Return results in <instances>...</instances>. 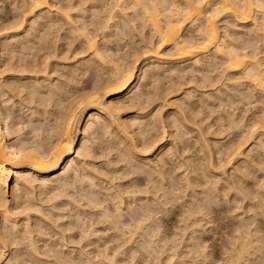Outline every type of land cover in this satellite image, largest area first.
Masks as SVG:
<instances>
[{"label": "rangeland", "instance_id": "374dc122", "mask_svg": "<svg viewBox=\"0 0 264 264\" xmlns=\"http://www.w3.org/2000/svg\"><path fill=\"white\" fill-rule=\"evenodd\" d=\"M24 1L27 2V5ZM24 1L0 0V45L3 44L0 46V73H3L2 75H0V81L7 78L11 74L10 71L13 70V68H11L13 66V63L16 64L17 62L14 67H18V62L20 60L21 62L23 60H26L28 62V67L30 65L33 67V65L36 64V61H39L38 64L40 68H38V70L40 74H37V71L35 72L36 74L34 73L37 76L28 74L27 72H24V75H29V77L30 75L31 77L34 76L39 81L43 80L41 81V90L44 93H42L43 98L41 97V103L43 107L48 108L45 109L41 107L40 103V105L36 107L38 102L36 103L35 99H32V96H30V88H32L34 79H24L19 82V84H22L23 81L25 83L27 80L29 85L27 86L28 88H26V90L17 94L18 98L16 95L13 98L11 97L13 100H8L10 97H7L6 95L3 96L4 98L1 100L2 97L0 95V109L2 113L5 112V114H3L6 116L10 115V117L8 116V120L9 118H12L10 120L11 124L15 122L12 125H15L14 128L16 127L15 129L18 130V132L14 133L15 136L12 134V137L14 138H11L10 141L15 142L17 140V142L15 143H19L18 141L21 139V141L24 140L25 143H28V141L29 143H32L34 142V140L38 141L45 139V141H47L48 137V140L50 141V133H52L50 131H56V126H58L57 123L61 120V116L58 117L60 118V120H57V116L61 114V112L62 114L65 113V108L67 109L70 102L74 100L76 101L78 99L80 100L82 98L80 95L83 94L84 96V92L85 94L88 90L91 92V90H93L91 88H94V84L95 87L98 86V83L100 82L98 81L100 75L102 79L105 80V78H110V71H113L112 68L114 67V65L119 64L122 67V64H124L123 68H126L128 65L132 66V64H136L135 78L132 86H137L135 87L133 92L129 93V90L127 92L125 91V95L122 94V97L117 100L115 99V101H119L122 98L119 102H123V109L121 111V116L123 118L127 120L130 119L132 120V122H135L133 121L135 118V120L138 119V122L141 121L142 123L140 126L141 129L137 125L134 126L135 123H133L134 125L131 124V126H134L132 128L135 132L137 131L136 133L134 132V140L135 142L137 140L140 142H136L140 145L139 147L141 149L146 148V151H148L149 149L151 150L147 152L148 154L146 158L153 161L152 170L155 172H152V178L146 171L143 172L144 169H141L137 166H132L133 168L131 166L128 167L126 164H123V161L121 162L120 159L117 160L116 158L119 157L116 151L118 150H108L109 148H112L113 142L116 146L118 142V145H120V140H118V138L113 135L115 125H112L113 127L110 128V126L102 122L107 125L108 128H105L107 126L102 124L103 126H105V129L103 127H99L101 129L96 128V131L92 129L90 130V132L87 131L88 133H85L87 135H85L84 133L82 134L83 131H81L79 133V136L80 138H82L85 135L88 143L86 149L87 151H89V157L87 156L85 158L84 163L89 164L88 170L91 169L90 166H92V169L94 168L95 171H99V177H95L96 182L94 181L99 186L95 190H98L101 186L108 188L107 184L110 186L114 183L116 185V188L119 187L120 190L127 192L124 194L128 200L126 201L127 203L130 201L131 203L130 205L128 204L127 209L125 208L124 211L126 215L123 216L122 220L120 219L121 221H123L121 223H124L126 221L125 223L127 225L128 222L130 224L134 223L137 220H141L145 217L146 214L144 213H146L148 209H152L153 216L155 217H153L154 221H151L152 223L154 222L153 224L149 221L150 224L147 222L144 227V234L145 231L149 233L145 235L143 234V232L137 234L136 239H138V241L136 240L135 243H124L123 238L130 236V234H128L127 232L126 234H122L125 233V230H123L124 225L121 226L122 233L119 231L121 238H118L117 236H119V233H116L117 229L114 226L113 228L112 224H108L107 221L102 222L103 218L101 217V214H99L101 213L99 207L91 208L92 206L87 204V200L85 201V199L83 200L79 197L81 194L79 196L76 194L74 195L75 190H77L76 187L79 185L78 182L76 184V187L74 188L75 190H73L72 192V189H70L69 191H71L73 195L76 196V198H80L79 202L82 200L80 203L83 206L75 205L76 202L73 204V201L71 203L69 202L70 204L68 203V206L59 205L58 203L61 202L60 200V202L48 201L52 193L54 194L56 191H53V189L50 188L51 193H48L47 191H43L44 193H41L42 191L37 189L36 195L38 194V202L39 204L41 203L40 206H42L41 211H44V215L47 217L46 218L45 216H43L42 218V216H36L37 220H41L43 222V231H45L41 235H36L34 233V240L37 244V247H39L41 256L40 254H38L39 256L37 254L35 255L34 252L29 254V240L25 239L24 243L23 240L18 238V236L15 239L16 245L12 244L11 246L13 258L15 255H17L15 256V259L12 258L13 260L11 264H227L228 262L229 264H235V261H238V264H264V126L261 127L262 124L264 125V92L262 90V87H256L253 82H250V79L247 80L248 77L245 76L246 74L243 70L230 71L229 66L227 67L225 65L227 64V62L224 61L225 59H221L220 56H216V58L214 59L215 56H213V50H211L210 53H203L201 55V59L203 61H201L198 67L191 64L192 60L179 59L177 51H174L175 49L173 48V46H164L162 53L165 54L167 52V54H165V58L163 55L164 60H159L160 62L150 55L146 56V54L150 53L148 51L152 46L154 47L159 44L160 39L158 35L154 33L151 21H148V17L144 15V13H141L142 9H139L136 6H132V4H130L128 1L127 3L126 1H120L118 3L116 0H48L49 5H52V10L49 11V9L44 8L40 12L35 11L37 14L35 12L30 13V11H28L29 15L28 12H25V10H29V8L27 7L29 1ZM126 5H128L129 8ZM130 6L132 7L130 8ZM60 8L61 10L62 8H65V10H58ZM23 11L24 13H26V15L23 13ZM60 12H62V14ZM63 12L68 13L67 15L69 20H66L67 17L65 16V18L63 16ZM109 12L110 15L112 14L111 16L109 15ZM66 13H64V15ZM48 14L50 15V17ZM220 14V17L217 16L216 18V26L219 28L220 36L224 38L227 44L235 46L239 49V51L240 49H243L244 51L242 50V53L248 52L247 54L249 56H253L255 54L256 56L258 55L257 57L258 59H260V62L263 63L264 67V39H262L264 38V36H262L260 32L258 33L254 29V19L247 24H243L239 20L235 19L229 12L224 11ZM258 15L259 14H257V12L254 13V17L256 18L255 21L257 22L261 21L262 19L261 14L259 16ZM23 18L24 23L23 21L21 23V20H23ZM14 21L17 24H15ZM101 23L102 25L104 24L107 27L103 29L104 25L102 26ZM19 24H22V26H20ZM190 24L191 23L186 26L183 33L185 34L186 32L185 36H188L187 39H191L190 37L195 39L198 36L196 29L197 27L195 26V24V27L193 26V24H191V27ZM50 27H53V30L50 29ZM248 29L252 30L249 31ZM224 31L227 32L225 33ZM246 36L249 37L247 38ZM13 37L15 38V40H24V45L22 44V46L24 47L22 48V46H20L21 44H15L14 42H12V40L10 39ZM91 37L95 38V43L96 45H98V47H100V49H98L103 53V56L106 55L105 57L108 58L107 60L112 61L108 62L104 57L105 62H107L105 63L104 60L100 61V59L98 60V57L96 58L94 56L95 53L93 49L91 51L90 47H88L89 43L87 41V38L89 40ZM256 37H259L260 39L258 38L257 40ZM255 38L257 42L255 41ZM31 39L32 41H30ZM5 40H7V42ZM259 40H261L263 43ZM26 42L28 43L26 44ZM238 42L240 44H238ZM243 42L247 45L250 44L248 46L251 47H247V45H245ZM19 46L21 48H19ZM244 46L249 49L247 50V48H245ZM28 47L32 50H29ZM252 47L256 48L253 50ZM8 48L11 55L9 53H6V51H8ZM13 48L15 52L13 51ZM27 48L30 52L25 51L27 50ZM34 48L36 49L34 50ZM47 50L49 51L48 54H46ZM255 50H258V54L257 52L255 53ZM19 52L22 55L19 54ZM26 52L27 54H29L27 55ZM30 53L32 55H36V57H31ZM169 53L171 54V56ZM24 55L27 56V58ZM21 57H24L23 60ZM33 58L36 61H34ZM136 59L137 62L135 63ZM33 61L35 64H33ZM45 62H48V65L46 67V70L42 72L41 70H43L46 66L44 65L46 64ZM154 64L155 66H153ZM21 65L24 64L21 63ZM4 66H6V68ZM35 67H33V69ZM20 68H22V66ZM190 68L192 70H190ZM7 71H9L10 73L8 74ZM190 71H192L193 73ZM46 73L48 74V77H46ZM142 74H146L145 77H143ZM105 75H107V77ZM244 76L247 78H245ZM49 87L50 89L53 87L55 90L52 89V91H54L51 92L49 90ZM88 93L89 92H87V94ZM48 99L52 100L49 101ZM105 99H107V101H110L114 100V97H106ZM3 100L9 102L6 103L7 106L4 105L5 102ZM65 100L67 103L65 102ZM21 101H25V103H22ZM31 102L33 103L31 104ZM34 103L36 106L34 105ZM63 104L65 106H63ZM59 105H61V108L59 107ZM7 107L10 109H8ZM5 109L8 111L7 114ZM152 118L156 121L154 120L153 122ZM55 124L56 126H54ZM157 125H159L161 128L157 129V127H159ZM252 125H254L255 127ZM17 126H20L22 131L18 129ZM82 128H84V126ZM253 128L255 129L253 130ZM107 129H109V132L107 131ZM250 131L251 134L249 133ZM20 132L21 134H19ZM175 132L177 133V135ZM46 133H49V135H47ZM108 133L110 136L108 135ZM18 134L22 135L24 138L18 137ZM143 134H145L146 137ZM136 135H138L142 140ZM37 136L41 139L37 138ZM24 141H22V143H24ZM149 141L150 143H148ZM151 141L153 142L151 143ZM107 144H109V146L111 144L112 146L109 147ZM147 147L150 148L148 149ZM152 147H154V149ZM157 147L163 148V153L161 152V154H158L159 150H155V148ZM259 148H261L262 150ZM100 149L103 150L101 151ZM169 150L170 153L168 154ZM113 152H116L117 154ZM154 154L155 156H153ZM115 161H118L116 163L120 164H115ZM230 161L231 163H229ZM131 169H134L132 171H140L141 169V171L137 175H131L130 173V175L127 174L128 172H132ZM80 171L82 175L86 174V171H83L82 169ZM125 172H127L126 177L124 176ZM71 173L73 172L70 171L69 174ZM100 174L101 176H106L107 180L105 177V181L103 180V177L100 178ZM203 175L207 177L205 178ZM136 176H139V178L141 179L140 182L139 180L137 181V183L134 182ZM160 177H162L163 179ZM68 179L70 180L71 178ZM217 180L219 181V183ZM55 184L59 185L58 182H53V187L56 186ZM12 185L13 182L10 183L9 193L7 194V198L9 200L11 199L10 189ZM86 189L88 190L89 198L92 197L93 193L96 195V197L100 195V197H102L101 199L104 200L103 206H110V210L114 213V204H112V200L110 198L111 195L110 193H108L109 191H105V189L101 188V194H96L95 192H92L91 189H88L87 186ZM102 190H104V193ZM162 190L164 192H167L164 193ZM89 191L91 192V196ZM24 192L23 190L21 192L23 193L22 195H20L22 196V198L26 195ZM78 192L79 191H77V193ZM106 192L108 195L106 194ZM127 194L129 196H127ZM25 198L26 197H24V199ZM61 200L66 201L68 199L64 198ZM54 203H57V205L59 206H56V208H51L50 205H53ZM85 204H87L89 208H87ZM144 204L146 205V207H144ZM195 204H197L198 206ZM16 206L17 205H15V207ZM48 207H50V209ZM197 208L199 209L196 210ZM53 209L56 210V212ZM98 209L100 210V212ZM77 211L78 214L80 213L79 216H77ZM83 213L84 216L86 213L90 217L87 215L86 217H84L83 215L81 216V214ZM64 214L66 218L64 217ZM62 216L64 218H62ZM22 217L23 216L21 215L19 216L21 220L19 222L20 226L18 225L20 228L18 227V229L22 228L21 230H23L24 232L25 223L23 222L25 221L22 220ZM30 217L35 218L32 213L30 214ZM48 218L50 221L48 220ZM35 220L33 222H35ZM247 225L248 227H246ZM147 226H149L148 228L151 229L146 228ZM6 227L11 230L12 225L10 223H6ZM61 228L63 231L61 230ZM89 229L92 230L88 231ZM93 230L96 231L93 232ZM90 232L91 235L92 233L93 235L86 237L88 234H90ZM83 234L86 236L84 237ZM142 234L143 236H141ZM148 234L149 236H151L150 238L154 240H150V238H148L149 236L147 237ZM139 236H141L142 239L144 237V241L149 240V243L151 242L153 246L149 245L147 243L148 241L144 242L143 240H141V237L139 239ZM60 240H63V244ZM152 241H154L155 244ZM246 242L249 245H246ZM25 246L27 248H25ZM49 248H51L52 251ZM244 248L245 252L243 251ZM260 249H262L263 252L260 251ZM16 250L19 255H14V253H16ZM155 251L157 254L155 253ZM237 251H241L244 253L243 255L241 254V256H238L239 253ZM49 252L52 255H50ZM53 252L59 261L56 260ZM115 252H121V254L116 255L113 258L112 254H115ZM46 253L48 254V256H44L47 255ZM32 254H34L33 257ZM104 254H109L107 256L108 258H105L103 256ZM246 254L248 255L245 256ZM65 256H67L68 260L70 259V262L66 259ZM99 256L102 257V259ZM237 256L240 257L242 261ZM47 257L49 258L47 259ZM51 257L55 259H52ZM155 257L157 258L155 259ZM103 258L106 260H103ZM5 262L1 264H6Z\"/></svg>", "mask_w": 264, "mask_h": 264}, {"label": "bare ground", "instance_id": "6f19581e", "mask_svg": "<svg viewBox=\"0 0 264 264\" xmlns=\"http://www.w3.org/2000/svg\"><path fill=\"white\" fill-rule=\"evenodd\" d=\"M24 1V0H23ZM29 1V4H28V8L29 10H25V12L27 13L28 11H30V13H33L35 11H42V9L44 8H47L50 10L51 9V6L49 5V2L48 0H27ZM118 3L120 1L122 2H125L127 3V1L132 4V6H136L138 7L139 9H142V12L141 13H144V15H146L148 17V21H151V24H152V29L154 30V33H156L159 37V44L156 45V46H152L148 52H150L149 54H146V56L150 55L151 57H154L156 60H164L165 58V54H167V52L164 54L162 53V50L164 48V46H173V48L175 49L174 51H177V55L179 57V59L181 60H192V65L194 66H199L201 61H203L201 59V55L203 53H210L211 50L212 53H214L213 56L214 59L216 58V56H220L221 59H225L224 61L227 62V64H225L227 67L229 66V70L231 71H238V70H243L245 72V78L250 79V82H253L254 85L257 86H261L262 87V90L264 92V67H263V63L260 62V59H258V55L256 56L253 55V56H249L247 53H242V50L238 48H236L235 46L231 45V44H227L224 40V38L222 36H220V33H219V28L216 26V18L217 16H219L220 13L226 11V12H229L232 14V16L239 20L241 23L243 24H247L248 22H250L251 20L254 19V29L259 33L262 34V36H264V0H116ZM26 2V1H24ZM168 2V4H167ZM121 4V3H120ZM166 4V6H165ZM26 5H27V2H26ZM115 5V4H114ZM125 5V4H124ZM119 6V5H118ZM122 6V5H121ZM128 7V5H126ZM130 6V8L132 7ZM116 7V6H115ZM114 8V7H113ZM129 8V7H128ZM25 9V8H24ZM23 9V10H24ZM46 9V10H47ZM65 10V8H62V10ZM136 9V8H135ZM55 10V9H54ZM60 11V9H58ZM121 10V9H120ZM48 11V10H47ZM57 11V10H56ZM257 12V14H261L262 16V19L261 21L257 22L255 21L256 18L254 17V13ZM24 13V11H23ZM26 13H24L26 15ZM36 13V12H35ZM62 14V12H60ZM64 13L66 12H63V16L67 17L66 20H69L68 19V13H66L64 15ZM138 13V12H137ZM37 14V13H36ZM59 14V13H58ZM96 14V13H95ZM226 14V13H225ZM24 15V16H25ZM28 15H29V12H28ZM32 15V14H31ZM30 15V16H31ZM35 15V14H34ZM49 15V14H48ZM60 15V14H59ZM109 15H110V12H109ZM112 15V14H111ZM110 15V16H111ZM143 15V14H142ZM258 15V16H259ZM44 16V15H43ZM61 16V15H60ZM70 16V15H69ZM221 16V14H220ZM219 16V17H220ZM230 16V15H229ZM37 17V16H36ZM50 17V15H49ZM65 17V18H66ZM145 17V16H144ZM162 17V19H161ZM225 17V16H224ZM110 18V17H109ZM28 19V18H27ZM50 19V18H49ZM53 19V18H52ZM234 19V20H235ZM259 19V18H258ZM31 20V19H30ZM35 20V19H34ZM33 20V21H34ZM18 21V20H17ZM16 21V22H17ZM24 23V18L23 20H21V23ZM46 21V20H45ZM19 22H20V19H19ZM15 23V21H14ZM34 23V22H33ZM32 23V25H33ZM53 23V22H52ZM96 23V22H95ZM191 23L195 24V26L197 27V38L193 39L192 37H190L191 39H187L188 36H185V34L183 33L184 29L186 28V26ZM228 23V22H227ZM17 24V23H15ZM57 24V22H56ZM71 24V23H70ZM105 24V22H104ZM103 24V25H104ZM108 24V23H107ZM106 24V25H107ZM190 24V25H191ZM250 24V23H249ZM20 25V24H19ZM41 25V24H40ZM52 25V24H51ZM102 25V23H101ZM102 25V26H103ZM18 26V25H16ZM22 26V24L20 25ZM19 26V27H20ZM56 26V25H55ZM194 26V27H195ZM107 27V26H103V29ZM192 27V25H191ZM193 27V28H194ZM240 27V26H239ZM11 28V27H10ZM53 27H50V29H52ZM224 29V28H223ZM226 29V28H225ZM53 30V29H52ZM55 30V29H54ZM229 30V29H227ZM249 30V29H248ZM252 30V29H250ZM249 30V31H250ZM254 30V31H255ZM56 31V30H55ZM78 31V30H77ZM222 31V30H220ZM225 32V31H224ZM227 32V31H226ZM225 32V33H226ZM253 32V31H251ZM256 32V33H257ZM30 33V32H29ZM196 33V32H195ZM255 33V32H254ZM31 34V33H30ZM241 34V33H240ZM7 35V34H5ZM26 35V34H25ZM24 35V36H25ZM39 35V34H38ZM190 35V34H189ZM228 35V34H227ZM236 35V34H235ZM249 35V33H248ZM192 36V35H191ZM240 36V35H239ZM243 36V35H242ZM10 37V36H9ZM28 37V36H27ZM26 37V38H27ZM32 37V36H31ZM90 37V36H89ZM195 37V36H194ZM227 37V36H226ZM247 37V36H246ZM249 37V36H248ZM247 37V38H248ZM261 37V36H260ZM35 38V37H34ZM45 38V36H44ZM59 38V37H58ZM228 38V37H227ZM251 38V37H250ZM254 38V37H253ZM257 38V37H256ZM256 38H255V41H256ZM259 38V37H258ZM257 38V40H258ZM30 39V38H29ZM48 39V38H47ZM260 39V38H259ZM264 39V38H262ZM10 40H12V42H14L15 44H21L20 46H22V44L24 45V40H15V38H11ZM9 40V41H10ZM27 40V39H26ZM42 40V39H41ZM50 40V39H49ZM243 40V39H242ZM7 42V40H5ZM32 41V39L30 40ZM29 41V42H30ZM40 41V40H39ZM48 41V40H47ZM46 41V42H47ZM87 41L89 43V46L91 51L93 49L94 55L96 58L98 57V60L100 59V61L104 60V57L106 56H103V53L99 50L100 47H98V45H96L95 43V38H90L88 40L87 38ZM233 41V40H232ZM244 41V40H243ZM249 41V40H248ZM260 42H262L261 40H259ZM258 41V42H259ZM235 42V41H234ZM257 42V41H256ZM11 43V42H10ZM28 42H26L27 44ZM44 43V42H43ZM244 43V42H243ZM248 43V42H246ZM263 43V42H262ZM33 44V43H31ZM38 44V43H37ZM36 44V45H37ZM41 44V43H39ZM238 44H240L238 42ZM245 44V43H244ZM3 45V44H1ZM0 45V46H1ZM5 45V44H4ZM247 45V44H245ZM250 45V44H248ZM247 47H251V46H248ZM254 45V44H253ZM252 45V46H253ZM6 46V45H5ZM14 46V45H13ZM19 46V48H21ZM27 46V45H26ZM38 46V45H37ZM42 46V45H41ZM45 46V45H44ZM237 46V45H236ZM239 46V45H238ZM255 46V45H254ZM257 46V44H256ZM8 47V46H7ZM11 47V46H10ZM16 47V46H15ZM24 46H22L23 48ZM30 47V45H29ZM28 47V48H29ZM33 47H36V46H33ZM48 47V46H47ZM54 47V46H53ZM245 47V46H244ZM245 47V48H247ZM4 48V47H3ZM28 48L27 50L25 51H28ZM99 48V49H98ZM172 48V47H171ZM242 48V47H241ZM247 48V50L249 49ZM253 50L256 48L252 47ZM26 49V48H25ZM31 48H29L30 50ZM36 48H34L35 50ZM39 49V48H38ZM46 49V47H45ZM55 49V48H54ZM260 49V48H259ZM258 49V50H259ZM17 50V49H16ZM22 50V49H20ZM32 50V49H31ZM33 50V51H34ZM40 50V49H39ZM252 50V49H251ZM252 50V51H253ZM258 50H255V53L257 52L258 54ZM2 51V49H1ZM6 51V50H5ZM13 51H14V48H13ZM12 51V52H13ZM46 51V50H45ZM104 51V50H103ZM172 51V52H174ZM244 51V50H243ZM4 52V51H3ZM2 52V53H3ZM9 48H8V51H6V53H9ZM15 52V51H14ZM23 52V51H22ZM30 52V51H28ZM32 52V51H31ZM40 52V51H39ZM48 50H47V53L48 54ZM51 52V51H50ZM164 52V51H163ZM241 52V53H240ZM254 52V51H253ZM252 52V53H253ZM25 53V52H24ZM35 53V52H34ZM41 53V52H40ZM55 53H56V50H55ZM10 54V53H9ZM19 54H21L19 52ZM27 54V52H26ZM25 54V55H26ZM29 54V53H28ZM27 54V55H28ZM31 54V53H30ZM39 54V53H38ZM170 54V53H169ZM168 54V55H169ZM174 54V53H173ZM264 54V53H263ZM1 55V54H0ZM11 55V54H10ZM13 55V54H12ZM22 55V54H21ZM24 55V56H25ZM163 55H164V58H163ZM251 55V54H250ZM34 56L36 57V55H32L31 54V57ZM44 56V55H43ZM167 56V55H166ZM171 56V54H170ZM212 56V57H213ZM27 58V56H25ZM46 57V56H45ZM44 57V59H45ZM49 57V55H48ZM110 57V56H109ZM9 58V57H8ZM12 58V56H11ZM22 58V57H21ZM20 58V59H21ZM24 58V57H23ZM22 58V60H23ZM29 58V57H28ZM39 58V57H38ZM43 58V57H42ZM41 58V59H42ZM53 58V57H51ZM111 58V57H110ZM10 59V58H9ZM34 59V58H33ZM55 59V58H54ZM105 59L107 60L108 58L105 57ZM167 59V58H166ZM38 60V59H37ZM53 60V59H52ZM177 60V59H176ZM262 60V59H261ZM18 61V60H17ZM26 60H23L21 62V60L18 62V67L14 65L17 64H14L13 63V66L11 68H13L11 72V74L3 79L2 81H0V95H1V100L4 98L3 96H6L7 97H10L8 100L12 99L14 96H16L17 94L21 93L22 91L26 90V88H28L27 86L29 85L27 80L26 82L22 84H19L20 81L24 80V79H31L34 81V83L32 84V88H30V96H32L31 98L32 99H35V102L37 103V106L41 104V107L42 106V103H41V97H42V90H41V81H39L38 79H36L34 76H37L35 75L36 73L35 72H39L38 68H40L38 62L34 59V61H36V64L34 63L33 61V67L35 68L33 69V67L27 65V61L25 63ZM32 61V59H31ZM108 62L109 61H112V60H107ZM152 61V60H151ZM264 61V60H263ZM6 62V61H5ZM13 62V61H11ZM11 62H10V65H11ZM15 62V61H14ZM24 64V65H21V63ZM44 62V61H43ZM50 62V60H49ZM105 62V60H104ZM102 62V63H104ZM114 62V61H113ZM137 62V59L135 61V63ZM153 62V61H152ZM160 62V61H159ZM164 62V61H163ZM225 62V63H226ZM30 63V62H29ZM46 63V62H45ZM107 63V62H105ZM116 63V62H115ZM118 63V62H117ZM5 64V63H4ZM9 64V63H8ZM44 64V63H43ZM113 64V63H112ZM7 65V64H6ZM22 68H20L21 66ZM27 65V66H26ZM45 68L43 70H41L42 72H44L46 70V67L48 65V62L46 64ZM43 65V66H44ZM114 65V64H113ZM123 65L122 64V67L118 64V65H114V67L112 68L113 71H110L111 72V76L110 78H105L102 79L101 75L99 76V80L100 81L98 83V86L95 87V84H94V88L92 87L91 89V92L88 90L87 92H89L87 94H85L84 92V96L83 94L80 95L82 98L79 100H74L72 102H70L68 104V107L67 109L65 108V113L62 114H59L57 116V120L61 118V120L57 123L58 126H56V124L54 126H56V131H50L52 133H50V138L51 140L49 141V137L47 139V141H45V139L43 140H38V141H35L34 142H30L28 141V143L24 140V143H22L21 141V137H23L22 135H19L21 134V132L18 134V137H20L18 140V142L21 143H15L17 142V140L14 142V141H10L11 138H14L12 137L14 135L15 132H18V130H16L14 128V126L11 124V119L9 118L8 120V116L10 117V115H4L5 112L2 113L1 109H0V264L5 262L6 264H11L12 260L15 259V254H18L19 253L17 252L16 250V253H14V258H13V254H12V249H11V246L12 244L16 245V242H15V239L16 237L20 238L21 240H23V242L25 243V239L26 240H29V248H30V253L31 254L32 252H34V254L38 255L40 254L39 252V247H37V244L35 242V236H34V233L36 235H41L43 232V222L41 220H37L36 219V216H45L44 215V211L42 212L41 211V207L40 204H39V198H38V194L36 195V191L37 189L38 190H41L42 192L41 193H44L43 191H47L48 193L50 192L51 193V189H53V191H56L54 194L52 193V195L50 196V198L48 199V201H59L60 203H58L59 205H65V206H68L67 204L70 202L73 201V204L76 202L75 205H78V206H83L80 202H79V199H85V201L87 200V204L88 205H91L90 207L93 208V207H99L100 210H101V213L100 210H99V214H101V217L103 218L102 222H108V224H112V227L114 226L117 231L116 233H119V236H117L118 238L120 237V232L122 231L121 229V226L124 227L123 230H125V233H122V234H126V232L128 234H130L129 237H126V238H123V241L124 243H130V242H134L138 239H136V235L139 234V233H142L144 234V227L146 225V223L149 221H154L153 217V212H152V209H148V211H146V214L144 218H142L141 220H137L135 221L134 223H130L129 222L127 223L126 225V221L124 223H121L123 221L122 218L124 215H126L125 213V208L127 209V206L128 204L130 205V201L127 203V197H125V191L123 190H120L119 187L116 188V185L113 183L112 185H108V188L107 187H99L98 190H95L99 185H97L95 182V177H99V171H95L94 168L92 169V166L91 169L88 170V165L89 164H86L84 163V160L85 158L88 156L89 157V151H87V138L85 137V133H88L87 131L90 132V130H95L96 128H99V127H105V126H110V128H112L113 126L112 125H115V129L113 131V135H115L116 138H118V140H120V145L119 142L116 145H114L115 143L113 142V146L110 144H107L109 147L112 146V148H109L108 150L109 151H112L114 149L118 150H114L118 153V157L119 158H116L117 160L120 159V161L122 162L123 161V164H126L128 167H134V166H137L141 169H144L143 172H147L149 174V176L151 177L152 176V172H155L153 171V161L150 160V159H147L146 156H147V152L150 150L149 148L151 147H147L149 150L146 151L145 149H141L139 146V144H137L136 141L134 140V130L132 127L134 126H141V121L138 122V119L134 120L135 122H132V120L130 119H125L121 116V111H122V104L123 102H119L121 101V99L119 101H115V99H119L120 97H122V94L125 95V91L129 93L133 92V90L135 89V87L137 86H132L133 84V81H134V78H135V65L132 64V66H127L125 69L123 68ZM175 65V64H174ZM205 65V64H204ZM203 65V66H204ZM111 66V65H110ZM109 66V67H110ZM152 66V65H151ZM155 66V64L153 65ZM202 66V65H201ZM6 68V66H4ZM25 67V68H24ZM42 67V65H41ZM50 67V66H49ZM101 67V66H100ZM157 67V66H156ZM15 68V69H14ZM17 68V69H16ZM19 68V69H18ZM33 70H32V69ZM178 68V67H177ZM181 68V67H180ZM186 68V67H185ZM4 69V68H3ZM10 69V68H9ZM7 69V70H9ZM98 69V68H97ZM111 69V70H112ZM196 69V68H194ZM226 69V68H225ZM11 70V69H10ZM35 70V71H34ZM48 70V68H47ZM51 70V69H50ZM103 70V69H102ZM190 70H192L190 68ZM228 70V71H229ZM1 71V70H0ZM107 71V70H106ZM148 71V70H147ZM184 71V70H183ZM195 71V70H194ZM226 71V70H225ZM8 74L10 73L9 71H7ZM24 72H27L28 74H33L34 76L29 77L28 76H25L24 75ZM33 72V73H32ZM37 74H40V72ZM98 72V71H97ZM144 72V71H143ZM149 72V71H148ZM170 72V71H169ZM192 72V71H190ZM198 72V70H197ZM196 72V73H197ZM35 73V74H34ZM109 73V72H108ZM193 73V72H192ZM3 74V73H2ZM0 73V75H2ZM7 74V75H8ZM96 74V73H95ZM243 74V73H242ZM45 75V74H44ZM43 75V76H44ZM48 74L46 73V77ZM146 74H142L143 77H145ZM191 75V74H189ZM94 76V75H93ZM107 77V75H105ZM104 76V77H105ZM51 77V76H49ZM166 77V76H165ZM1 78V77H0ZM96 78V77H95ZM207 78V77H206ZM58 79V77H57ZM60 79V78H59ZM66 79V78H65ZM98 79V78H97ZM96 80V79H95ZM157 80V79H156ZM211 80V79H210ZM229 80V79H228ZM231 80V79H230ZM30 81V80H29ZM65 81V80H64ZM97 81V80H96ZM206 81V80H205ZM233 81V80H232ZM40 82V83H39ZM58 82V81H57ZM93 82V81H92ZM207 82V81H206ZM32 83V82H31ZM204 83V82H203ZM55 84V83H53ZM64 84V83H63ZM62 84V85H63ZM69 84V83H68ZM97 84V82H96ZM61 85V84H60ZM65 85H66V82H65ZM48 86V85H47ZM93 86V85H92ZM65 87V86H64ZM85 87V86H84ZM83 87V88H84ZM138 88V87H137ZM52 89H54L53 87L50 89L49 87V90L51 92ZM57 89V87H56ZM66 89V88H65ZM46 90V89H45ZM61 90V89H60ZM102 90V91H101ZM261 90V89H260ZM57 91V90H56ZM62 91V90H61ZM101 91V92H100ZM137 91V90H136ZM141 92V91H140ZM139 92V93H140ZM60 93V92H59ZM76 93V92H75ZM83 93V92H81ZM249 93V92H248ZM250 94V93H249ZM47 95V94H46ZM141 95V94H140ZM139 95V96H140ZM21 96V95H20ZM27 96V95H26ZM59 96V95H58ZM12 97V98H11ZM24 97V96H23ZM22 97V98H23ZM50 97V96H49ZM63 97V95H62ZM108 98V97H114V100H110V101H107V99L105 98ZM133 97V96H132ZM17 98H18V95H17ZM20 98V97H19ZM30 98V100H31ZM43 98V97H42ZM61 98V97H59ZM15 99V98H14ZM21 99V98H20ZM133 99V98H131ZM135 99V98H134ZM139 99V98H138ZM0 100V101H1ZM7 100V99H6ZM13 100V99H12ZM29 100V101H30ZM46 100V99H45ZM49 100V99H48ZM47 100V101H48ZM52 100V99H51ZM49 100V101H51ZM5 102L4 105H6V103H9L5 100H3ZM23 101V99H22ZM21 101V102H22ZM33 101V100H32ZM57 101V100H56ZM62 101V100H61ZM137 101V100H136ZM34 102V101H33ZM31 102V104L33 103ZM66 102V100H65ZM20 103V102H19ZM22 103H25L22 102ZM28 103V102H27ZM40 103V104H39ZM45 103V102H44ZM67 103V102H66ZM121 103V104H120ZM2 104V105H3ZM46 104H49V103H46ZM59 104H60V101H59ZM135 104V103H134ZM133 104V105H134ZM139 104V102H138ZM10 105V104H9ZM14 105V103H13ZM27 105V104H25ZM62 105V103H61ZM61 105H59V107L61 108ZM142 105H143V102H142ZM7 106V105H6ZM31 106V105H29ZM45 106V105H44ZM54 106V105H52ZM63 106H65L63 104ZM138 106V105H137ZM13 107V106H12ZM55 107V106H54ZM136 107V106H135ZM6 108V107H5ZM8 108V107H7ZM45 108V107H43ZM48 108V107H47ZM45 108V109H47ZM57 108V107H55ZM132 108V107H131ZM10 109V108H8ZM44 109V110H45ZM50 109V108H49ZM53 109V108H52ZM14 110V108H13ZM17 110V109H16ZM25 110V109H24ZM55 110V109H54ZM6 111V114H7V110L5 109ZM48 111V110H46ZM31 112V111H30ZM51 112V111H50ZM33 113V111H32ZM35 113V112H34ZM44 114V113H43ZM47 114V112H46ZM49 114V113H48ZM28 115V114H27ZM35 115V114H34ZM50 115V114H49ZM48 115V116H49ZM52 115V113H51ZM5 116V117H4ZM31 116V115H30ZM29 116V117H30ZM40 116V115H39ZM46 116V115H45ZM59 116H61L60 118H58ZM133 116V115H132ZM137 117V116H136ZM154 117V116H153ZM156 118V117H155ZM42 119V118H41ZM45 119V118H44ZM49 119V118H48ZM54 119V118H53ZM153 119V118H152ZM151 119V120H152ZM157 119V118H156ZM15 120V119H14ZM37 120V119H36ZM50 120V119H49ZM55 120V119H54ZM155 119H153V122H154ZM46 121V120H45ZM156 121V120H155ZM262 121V120H260ZM34 122V121H33ZM32 122V123H33ZM104 122V123H102ZM132 122V123H131ZM138 122V123H137ZM148 122V121H147ZM162 122V121H161ZM234 122V121H233ZM232 122V123H233ZM49 123V122H48ZM54 123V122H53ZM135 123V125L133 124ZM137 123V124H136ZM178 123V122H176ZM231 123V122H230ZM261 123V122H260ZM264 123V122H263ZM31 124V123H30ZM105 126H103V125ZM131 124H133L131 126ZM145 124V122H144ZM148 124V123H147ZM155 124V123H154ZM3 125H4V128H3ZM176 125V124H175ZM233 125V124H232ZM84 126V128H82ZM105 127V128H108ZM146 126V125H145ZM144 126V127H145ZM148 126V125H147ZM159 126V125H157ZM234 126V125H233ZM254 126V125H252ZM264 125L262 124L261 127H263ZM18 127V126H17ZM153 127V126H152ZM236 127V125H235ZM255 127V126H254ZM260 127V126H259ZM23 128V127H22ZM82 128V129H81ZM102 128V129H103ZM104 128V129H105ZM109 128V129H110ZM143 128V127H142ZM161 128L160 126L157 127V129ZM18 129L21 130L20 126L18 127ZM101 129V128H99ZM98 129V130H99ZM107 129V131L109 130ZM141 129V127H140ZM148 129V128H147ZM250 129V128H249ZM255 128H253L254 130ZM257 129V127H256ZM19 130V131H20ZM143 130V129H142ZM146 130V129H144ZM252 130V129H251ZM22 131V130H21ZM24 131V130H23ZM82 132V134L84 133L85 135L80 138L79 136V133ZM96 131V130H95ZM141 131V130H140ZM151 131V130H150ZM255 131H258V130H255ZM34 132V131H33ZM92 132V131H91ZM109 132V131H108ZM137 132V131H136ZM135 132V133H136ZM144 132V131H143ZM149 132V131H148ZM107 133V132H106ZM176 133V132H175ZM179 133V132H178ZM251 134V131L249 132ZM13 134V135H12ZM47 135H49V133H46ZM142 134V133H141ZM146 134V133H145ZM145 134H143L145 136ZM148 134V133H147ZM255 134V133H254ZM33 135V133H32ZM31 135V136H32ZM35 135V134H34ZM44 135V134H43ZM105 135V134H104ZM109 135V133H108ZM107 135V136H108ZM139 135V134H138ZM136 135V136H138ZM142 135V136H143ZM177 135V133H176ZM181 135V134H180ZM15 136V135H14ZM17 136V135H16ZM30 136V135H29ZM36 136V135H35ZM95 136V135H94ZM110 136V135H109ZM140 136V135H139ZM138 136V137H139ZM253 136V135H252ZM17 137V138H18ZM146 137V136H145ZM15 138V139H17ZM24 138V137H23ZM37 138H40L37 136ZM45 138V137H44ZM53 138V140H52ZM112 138V137H110ZM140 138V137H139ZM143 138V137H142ZM148 138V137H147ZM14 139V140H15ZM30 139V138H29ZM32 139V138H31ZM41 139V138H40ZM107 139V138H106ZM114 139V138H113ZM141 139V138H140ZM145 139V138H144ZM162 139V138H161ZM90 140V139H89ZM100 140V139H99ZM109 140V139H108ZM142 140V139H141ZM153 140V139H152ZM32 141V140H31ZM97 141V140H95ZM93 141V142H95ZM106 141V140H105ZM103 141V142H105ZM110 141V140H109ZM148 141V140H147ZM162 141V140H161ZM263 141V140H262ZM107 142V141H106ZM139 142V141H138ZM145 142V141H144ZM153 141H151L152 143ZM156 142V141H155ZM158 142V140H157ZM160 142V141H159ZM108 143V142H107ZM140 143V142H139ZM142 143V142H141ZM150 143V141L148 142ZM262 143V142H261ZM92 144V143H91ZM102 144V143H101ZM154 144V143H153ZM156 144V143H155ZM264 144V143H263ZM98 145V144H97ZM105 145V144H104ZM147 145V144H146ZM242 145V144H241ZM144 146V144H143ZM148 146V145H147ZM156 146V145H155ZM154 146V147H155ZM162 146V145H161ZM93 147V146H92ZM98 147V146H97ZM142 147V145H141ZM154 147H152L154 149ZM171 147V146H170ZM100 148V147H99ZM103 148V147H102ZM94 149V148H93ZM107 149V148H106ZM111 149V150H110ZM159 150V153L158 154H161V152L164 150L163 148H155V150ZM261 149V148H259ZM264 149V148H263ZM101 150V149H100ZM103 150V149H102ZM101 150V151H102ZM172 150V148H171ZM262 150V149H261ZM151 151V150H150ZM167 151V150H166ZM240 151V149H239ZM104 152V151H103ZM116 152H113V153H116ZM234 152V151H233ZM108 153V152H107ZM112 153V154H113ZM116 153V154H117ZM163 153V152H162ZM170 153V150L168 152V154ZM174 153V152H173ZM239 154V153H238ZM97 155V154H96ZM167 155V154H166ZM75 156V157H74ZM100 156V155H99ZM155 156V154L153 155ZM164 156V155H163ZM97 157V156H95ZM108 157V156H107ZM236 157V156H235ZM76 158V159H75ZM106 158V157H105ZM155 158V157H154ZM159 158V157H158ZM232 159V158H231ZM234 159V158H233ZM90 160V159H89ZM92 160V159H91ZM112 161V160H111ZM116 162L118 161H115L114 163L117 164ZM161 162V161H160ZM112 163V162H110ZM158 163V162H157ZM162 163V162H161ZM231 163V161L229 162ZM228 163V164H229ZM83 164V165H82ZM114 164V165H115ZM120 164V163H118ZM117 164V165H118ZM116 165V166H117ZM122 165V164H121ZM125 165V166H126ZM162 165V164H161ZM164 165V164H163ZM115 166V167H116ZM211 166V164H210ZM213 166V165H212ZM246 166V165H245ZM112 167V165H111ZM132 167V168H133ZM156 167V166H155ZM226 167V166H225ZM212 168V167H210ZM221 168V167H220ZM219 168V170H220ZM83 170V171H86V174L85 175H82L81 171L80 170ZM136 169V168H135ZM140 169V171H141ZM156 169V168H155ZM121 170V169H120ZM134 170V169H131V171ZM70 171H72L73 173L69 174ZM119 171V170H118ZM122 171V170H121ZM130 171V170H128ZM140 171H132V172H125L124 176L126 177L127 174H139ZM158 171V170H157ZM160 171V170H159ZM223 171V170H222ZM205 172V171H204ZM224 172V171H223ZM127 173V174H126ZM157 173V172H156ZM161 173V172H160ZM222 173V172H221ZM129 174V175H130ZM147 174V176H148ZM211 174V173H210ZM71 175V176H70ZM73 175V176H72ZM117 175V174H116ZM120 175V174H118ZM156 175V174H155ZM53 178H52V177ZM158 176V175H157ZM156 176V177H157ZM204 176V175H203ZM103 177V180L106 178V176H101L100 174V178ZM105 177V178H104ZM118 177V176H117ZM123 177V176H122ZM149 177V178H150ZM155 177V178H156ZM205 177V176H204ZM207 177V176H206ZM205 177V178H206ZM68 178H71L70 180ZM124 178V177H123ZM130 178V177H129ZM152 178V177H151ZM162 178V177H160ZM136 179V180H135ZM134 179V182L137 183V181L139 180L140 182V178L139 176L135 177ZM148 179V178H147ZM154 179V178H153ZM163 179V178H162ZM63 180V182H62ZM107 180V178H106ZM65 181V182H64ZM95 181V182H94ZM105 181V180H104ZM218 181V180H217ZM216 181V182H217ZM13 182V185L11 187V199L9 200L7 198V194L9 193V187H10V183ZM53 182H58L59 185L55 184L56 186L53 187L52 183ZM78 182V186H79V189H78V186L76 187V184ZM103 182V181H102ZM108 182V181H107ZM112 182V180H111ZM121 182V181H120ZM156 182V181H155ZM172 182V181H171ZM98 183V182H97ZM105 183V182H104ZM219 183V181H218ZM217 183V184H218ZM99 184V183H98ZM133 184V183H132ZM153 184V183H151ZM234 184V183H233ZM239 184V183H238ZM101 185V184H100ZM104 185V184H103ZM134 185V184H133ZM159 185V184H158ZM232 185V184H231ZM86 186L88 189H91L92 192H95L96 194H101V188L102 189H105V191H109L108 193H110V198L112 200V204H114V213L113 211L110 210V206H107V207H104L103 206V203H104V200H102L99 196L97 197H100V198H97L96 195L94 197V195L92 194V197L89 198V193H88V190L86 189ZM118 186V185H117ZM155 186V185H154ZM245 186V184H244ZM38 187V188H37ZM72 187V188H71ZM76 187L77 190H75L74 188ZM138 187V186H136ZM232 187V186H231ZM239 187V186H238ZM167 188V187H165ZM236 188V187H235ZM70 189H72L71 191L73 192V190H75L74 192V195H80L79 197L80 198H76V196L73 195V193L71 191H69ZM23 190V192L27 195H25L24 197H26L24 199V197L22 198V195L23 193H21ZM135 190V189H134ZM141 190V189H140ZM145 190V189H144ZM166 190V189H165ZM52 191V192H53ZM77 191H79L77 193ZM103 193H104V190H102ZM138 191V190H137ZM143 191V190H142ZM160 191V190H159ZM163 191V190H162ZM210 191V190H209ZM214 191V190H213ZM212 191V192H213ZM90 192V191H89ZM150 192V191H149ZM164 192V191H163ZM162 192V193H163ZM167 192V191H165ZM164 192V193H165ZM21 193V194H20ZM133 193V192H132ZM143 193V192H141ZM147 193V192H146ZM171 193V192H170ZM211 193V192H209ZM40 194V193H39ZM107 194V192H106ZM214 194V193H212ZM108 195V194H107ZM138 195V194H137ZM77 196V197H78ZM88 196V197H87ZM90 196H91V192H90ZM127 196H129L127 194ZM147 196V195H146ZM163 196V195H161ZM134 197V196H133ZM136 197V196H135ZM170 197V196H169ZM22 198V199H21ZM48 198V197H47ZM68 199V200H61V199ZM132 198V196H131ZM209 198V197H207ZM145 199V198H144ZM164 199V198H163ZM169 199V198H168ZM22 200V201H21ZM24 200V201H23ZM127 200V201H126ZM133 200V199H132ZM47 201V202H48ZM134 201V200H133ZM45 202V201H44ZM146 202V201H145ZM165 202V200H164ZM69 203V204H70ZM83 203V202H82ZM151 203V202H149ZM157 203V202H156ZM196 203V202H195ZM85 204L88 207V205ZM141 204V203H140ZM139 204V205H140ZM143 204V203H142ZM15 205H17L15 207ZM43 205V204H42ZM46 205V204H45ZM49 205V204H48ZM57 205V203L53 204V205H50L51 208H56V206H59ZM145 205V204H144ZM153 205V204H152ZM156 205V204H155ZM194 205V203H193ZM197 205V204H195ZM77 206V207H78ZM151 206V205H150ZM198 206V205H197ZM50 207H48L50 209ZM74 207V206H73ZM133 207V205H132ZM141 207V206H140ZM146 207V205L144 206ZM59 208V207H58ZM95 208V209H96ZM193 208V207H192ZM191 208V209H192ZM260 208V207H259ZM263 208V207H262ZM17 209V211H16ZM63 209V208H62ZM73 209V208H72ZM77 209V208H76ZM82 209V208H81ZM84 209V207H83ZM140 209V208H139ZM199 208H197L196 210H198ZM54 210V209H53ZM52 210V211H53ZM60 210V209H59ZM74 210V209H73ZM88 210V209H87ZM142 210V209H141ZM45 211H48V210H45ZM56 212V210H54ZM70 211V210H68ZM84 211V210H83ZM86 211V209H85ZM129 211V210H128ZM203 211V210H202ZM262 211V210H261ZM62 212V211H61ZM74 212V211H73ZM82 212V211H81ZM205 212V210H204ZM33 214V217H30V214ZM64 213V212H63ZM78 214V211L76 212ZM125 213V214H123ZM200 213V211H199ZM94 214V213H93ZM92 214V215H93ZM143 214V215H144ZM202 214V213H201ZM23 216L22 220H24L25 223L24 225V232L23 230L21 229H18V227L20 226L19 225V222H20V218L19 216ZM80 213L77 215L79 216ZM84 216V213L81 214V216ZM86 213H85V216L86 217ZM129 215V214H128ZM70 216V215H69ZM89 216V215H87ZM96 216V215H95ZM46 217V216H45ZM64 217H65V214H64ZM62 216V218H64ZM90 217V216H89ZM93 217V216H92ZM138 217V216H137ZM19 218V219H18ZM47 218V217H46ZM53 218V216H52ZM57 218V217H56ZM66 218V217H65ZM70 218V217H69ZM73 218V217H72ZM35 222H33L34 220ZM45 219V218H44ZM79 219V218H78ZM82 219V218H81ZM121 219V220H120ZM46 220V219H45ZM49 220V218H48ZM47 220V221H48ZM53 220V219H52ZM64 220V219H63ZM72 220V219H71ZM70 220V221H71ZM86 220V219H85ZM50 221V220H49ZM77 221V220H76ZM75 221V222H76ZM117 221V222H116ZM133 221V220H132ZM55 222V221H54ZM82 222V220H81ZM6 223H10L12 225V228L11 230L8 229V227H6ZM47 223V222H46ZM49 223V222H48ZM58 223V222H57ZM96 223V222H95ZM118 223V224H117ZM152 223V222H151ZM154 223V222H153ZM152 223V224H153ZM79 224V223H78ZM122 224V225H121ZM150 224V223H149ZM19 225V226H18ZM55 225V224H54ZM53 225V226H54ZM62 225V224H61ZM68 225V224H67ZM73 225V224H72ZM80 225V224H79ZM86 225V224H85ZM119 225V226H118ZM50 226V225H49ZM48 226V227H49ZM74 226V225H73ZM84 226V225H83ZM92 226V225H91ZM90 226V227H91ZM95 226V225H93ZM110 226V225H109ZM151 226V225H149ZM149 226H147L146 228H148ZM58 227V226H57ZM72 227V226H71ZM79 227V226H78ZM85 227V226H84ZM89 227V228H90ZM113 227V228H114ZM248 227V225L246 226ZM20 228V227H19ZM55 228V227H54ZM59 228V227H58ZM69 228V227H68ZM86 228V227H85ZM50 229V228H49ZM65 229V228H64ZM73 229V228H72ZM87 229V228H86ZM96 229V228H95ZM111 229V228H110ZM115 229V230H116ZM148 229H151V228H148ZM62 230V228H61ZM67 230V229H66ZM71 230V229H70ZM74 230V229H73ZM92 229H89L88 231H90ZM59 231V230H58ZM63 231V230H62ZM96 231V230H93V232ZM120 231V232H119ZM48 232V231H47ZM65 232V231H64ZM84 232V231H83ZM86 232V231H85ZM124 232V231H123ZM248 232V231H247ZM87 233V232H86ZM114 233V232H113ZM149 232H146L145 231V234H147ZM62 234V232H61ZM82 234V233H81ZM121 234V235H122ZM143 234L141 236H143ZM144 234V235H145ZM157 234V233H156ZM247 234V233H246ZM84 235V234H83ZM91 235V232L90 234H88L87 236L84 235V237H89ZM93 235V233H92ZM91 235V236H92ZM248 235V234H247ZM246 235V236H247ZM47 236V235H46ZM82 236V235H81ZM126 236V235H124ZM139 236V239L140 237ZM149 236V234L147 235V237ZM154 236V234H153ZM39 237V236H38ZM42 237V236H41ZM151 236H149L148 238H150ZM240 237V236H239ZM37 238V237H36ZM43 238V237H42ZM121 238V237H120ZM144 239V237H143ZM142 237H141V240H143ZM152 238H150L151 240ZM194 239V238H193ZM249 239V238H248ZM37 240V239H36ZM42 240V239H41ZM81 240V239H80ZM83 240V239H82ZM154 240V239H152ZM158 240V239H157ZM251 240V239H250ZM261 240V239H260ZM20 241V240H19ZM45 241V240H44ZM62 241V244H63V240H60ZM94 241V240H93ZM144 241V240H143ZM148 241V242H147ZM145 240L144 242H147L149 245H152V243L150 242L149 243V240ZM167 241V240H166ZM257 241V240H256ZM154 243V241H152ZM159 242V241H158ZM251 242V241H250ZM254 242V241H253ZM19 243V242H18ZM39 243V242H38ZM44 243V242H43ZM56 243V242H55ZM142 243V242H141ZM264 243V242H263ZM48 244V243H47ZM60 244V245H62ZM91 244V243H90ZM131 244V243H130ZM155 244V243H154ZM164 244V243H163ZM246 245H249L247 244V242L245 243ZM46 245V244H44ZM104 245V244H103ZM124 245V244H122ZM127 245V244H126ZM165 245V244H164ZM241 245V243H240ZM244 245V243H243ZM245 245V246H246ZM49 246V245H48ZM66 246V245H65ZM153 246V245H152ZM158 246V245H156ZM155 246V248H156ZM244 246V247H245ZM262 246V245H261ZM22 247V246H21ZM64 247V246H63ZM148 247V245H147ZM150 247V246H149ZM17 248V247H16ZM25 248H27L25 246ZM59 248V247H58ZM62 248V247H61ZM152 248V247H151ZM158 248V247H157ZM160 248V247H159ZM239 248V247H238ZM243 248V247H242ZM258 248V247H257ZM263 248V247H261ZM43 249V248H42ZM51 250V248H49ZM60 249V248H59ZM154 249V248H153ZM151 249V250H153ZM240 249V248H239ZM20 250V249H19ZM29 250V249H28ZM41 250V249H40ZM44 250V249H43ZM93 250V249H92ZM105 250V249H104ZM119 250V249H118ZM149 250V249H148ZM158 250V249H157ZM241 250V249H240ZM248 250V249H247ZM24 251V249H23ZM52 251V250H51ZM73 251V250H72ZM107 251V250H106ZM242 251V250H241ZM241 251H237L239 253L238 256H241V254L243 255V253L245 252V248H244V252H241ZM260 251H262V249H260ZM14 252H15V249H14ZM42 252V251H41ZM70 252V251H69ZM68 252V253H69ZM83 252V251H81ZM87 252V251H86ZM150 252V251H149ZM160 252V250H159ZM249 252V251H248ZM263 252V251H262ZM22 253V252H21ZM73 253V252H72ZM71 253V254H72ZM98 253V252H97ZM153 253V251H152ZM151 253V254H152ZM156 253V251H155ZM237 253V254H238ZM32 254V257L33 255ZM47 254V253H46ZM50 254V252H49ZM83 254V253H82ZM92 254V253H91ZM112 254V253H111ZM121 254L120 253H116L115 254H112L113 255V258L116 256V255H119ZM150 254V253H149ZM157 254V253H156ZM234 254V253H233ZM250 254V253H249ZM52 255V254H50ZM53 255H54V252H53ZM63 255V254H62ZM73 255V254H72ZM81 255V254H80ZM102 255V254H101ZM109 254H104L103 256L106 258ZM248 254H246L245 256H247ZM39 256V255H38ZM41 256V254H40ZM44 256H48L47 255H44ZM55 256V255H54ZM96 256V255H95ZM98 256V254H97ZM156 256V255H155ZM237 256V257H238ZM53 257V256H52ZM51 257V258H52ZM56 257V256H55ZM66 259H67V256H65ZM72 257V256H71ZM100 257V256H99ZM119 257V256H118ZM234 257V256H233ZM13 258V259H12ZM19 258V257H18ZM42 258V257H41ZM44 258V257H43ZM49 257H47L48 259ZM92 258V257H91ZM94 258V257H93ZM97 258V257H96ZM102 259V257H100ZM108 258V257H107ZM157 257H155L156 259ZM240 258V257H238ZM237 258V259H238ZM243 258V257H242ZM46 259V257H45ZM52 259H55V258H52ZM90 259V258H89ZM111 259V258H110ZM159 259V258H158ZM231 259V258H230ZM244 259V258H243ZM20 260V259H19ZM38 260V259H37ZM56 260L57 257H56ZM61 260V259H60ZM64 260V258H63ZM68 260V259H67ZM70 260V259H69ZM68 260V261H69ZM84 260V259H83ZM103 260H106L103 258ZM233 260V258H232ZM241 260V258H240ZM50 261V260H49ZM59 261V260H58ZM72 261V260H71ZM91 261V260H90ZM156 261V260H155ZM154 261V262H155ZM158 261V260H157ZM235 261V260H234ZM233 261V262H234ZM242 261V260H241ZM15 262V261H14ZM42 262V261H41ZM45 262V261H44ZM53 262V261H52ZM61 262V261H60ZM64 262V261H63ZM66 262V261H65ZM70 262V261H69ZM84 262V261H83ZM198 262V261H197ZM88 263V262H87ZM170 263V262H169ZM199 263V262H198ZM235 264H238L239 262L238 261H235L234 262ZM75 264V263H74ZM154 264V263H153ZM157 264V263H156ZM229 264V262L227 263ZM231 264V263H230Z\"/></svg>", "mask_w": 264, "mask_h": 264}]
</instances>
